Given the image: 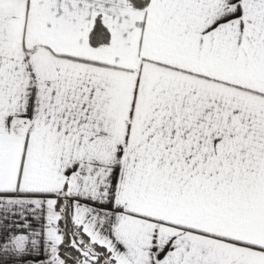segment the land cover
<instances>
[{"label": "snow or ice", "instance_id": "obj_1", "mask_svg": "<svg viewBox=\"0 0 264 264\" xmlns=\"http://www.w3.org/2000/svg\"><path fill=\"white\" fill-rule=\"evenodd\" d=\"M0 264H264V0H0Z\"/></svg>", "mask_w": 264, "mask_h": 264}]
</instances>
